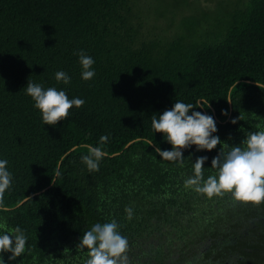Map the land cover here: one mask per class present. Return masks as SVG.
<instances>
[{
  "label": "trees",
  "instance_id": "16d2710c",
  "mask_svg": "<svg viewBox=\"0 0 264 264\" xmlns=\"http://www.w3.org/2000/svg\"><path fill=\"white\" fill-rule=\"evenodd\" d=\"M130 11V0H0V160L12 174L0 234L19 227L27 237L25 252L2 253L0 264H84V232L112 220L128 264H264V202L209 199L184 184L198 157H208L207 179L223 143L228 151L264 130V0L233 12L214 40L188 33L165 45L134 46ZM80 51L94 60L89 81ZM58 71L71 82L58 83ZM29 80L85 103L44 125ZM176 101L212 116L222 141L183 149L182 166L155 151L172 145L152 128ZM86 145L107 153L98 171L82 162Z\"/></svg>",
  "mask_w": 264,
  "mask_h": 264
},
{
  "label": "clouds",
  "instance_id": "9594fccd",
  "mask_svg": "<svg viewBox=\"0 0 264 264\" xmlns=\"http://www.w3.org/2000/svg\"><path fill=\"white\" fill-rule=\"evenodd\" d=\"M82 65V79L89 81L94 78L95 71L91 70L94 64L92 57L77 53ZM56 81L69 84L71 78L64 71L55 74ZM26 94L34 101V106L42 115L44 125L55 126L67 119L70 109L80 108L85 103L80 98L69 99L63 90L55 87L44 89L42 85L29 80L26 85ZM205 101H203V106ZM193 104L176 101L174 106L165 110L157 118L152 117V128L156 133H162L165 140L172 145L171 150L155 151L166 161H179L183 165V149L196 146L197 151H212L222 144L214 118L200 111H195ZM226 114V113H225ZM237 121L233 120L235 124ZM107 136L100 137L104 144ZM151 144V142H149ZM223 143L221 151L211 161V168L216 169L215 175L207 179L203 176L204 164L207 156L198 157L193 163V176L185 180L186 188H192L197 193L211 199L231 194L235 201L260 204L264 202V130L249 132L239 145H234L225 151ZM242 145V146H241ZM88 155L82 156V162L88 170L98 171L100 161L107 155L101 147L86 145ZM7 160H0V207L3 205V194L11 186L12 174L7 170ZM3 210L7 211L6 208ZM127 218H133V210L126 208ZM116 220L94 224L90 230L84 232L77 248L87 250V259L84 264H128L129 243L119 231ZM27 237L19 227L9 230L5 228L0 234V254L11 253L10 261L16 260L25 252Z\"/></svg>",
  "mask_w": 264,
  "mask_h": 264
},
{
  "label": "rangeland",
  "instance_id": "374dc122",
  "mask_svg": "<svg viewBox=\"0 0 264 264\" xmlns=\"http://www.w3.org/2000/svg\"><path fill=\"white\" fill-rule=\"evenodd\" d=\"M249 0H130L129 27L135 44L165 45L177 37L198 39L210 34L214 40L225 32L231 14L244 9Z\"/></svg>",
  "mask_w": 264,
  "mask_h": 264
},
{
  "label": "water",
  "instance_id": "95a60500",
  "mask_svg": "<svg viewBox=\"0 0 264 264\" xmlns=\"http://www.w3.org/2000/svg\"><path fill=\"white\" fill-rule=\"evenodd\" d=\"M230 110H232V103H231V101H230ZM217 120H218V118H217ZM132 142H129L126 146H125V148H127L128 146H130V144H131ZM75 148V147H74ZM74 148H72V149H74ZM45 190V189H44ZM39 193H41V191L40 192H37V193H35V194H39Z\"/></svg>",
  "mask_w": 264,
  "mask_h": 264
}]
</instances>
